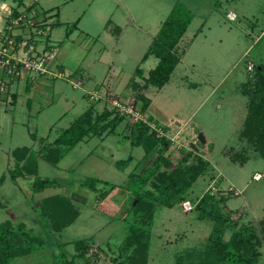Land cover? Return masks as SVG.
I'll use <instances>...</instances> for the list:
<instances>
[{"label": "rangeland", "instance_id": "1", "mask_svg": "<svg viewBox=\"0 0 264 264\" xmlns=\"http://www.w3.org/2000/svg\"><path fill=\"white\" fill-rule=\"evenodd\" d=\"M175 1L41 0L40 5L58 11L52 19V37L60 50L52 65L63 76L29 77L16 86L12 103L0 102V175H6L0 181V221L25 222L47 242L42 249L14 257L12 264H66L65 259L75 254L73 240L89 236L94 237L91 252L97 253L82 264H117L123 258L119 245L128 233L133 196L128 172L145 152L125 136L133 115H127L116 132L80 141L57 164L40 154L35 173L29 169L32 163L20 166L23 160L15 149L29 145L40 151L91 105L100 112L110 108L123 114L113 100L127 98L141 107L131 75L151 98L144 115L175 137L165 154L177 161L182 150L190 148L212 163L194 181L187 198L197 200L209 188L229 194L224 208L232 209L238 223L235 228L240 227L244 237L257 230L263 239L260 264H264V157L241 134L250 99L244 89L255 67H264V0H182L194 17L179 41L181 60L162 87L144 85L145 78L135 69L140 66L147 76L157 64L154 54L145 61L142 57ZM229 12H236L237 17L230 19ZM78 18L77 28L67 35ZM35 82L29 93L27 85L32 83V89ZM96 89L101 97L91 98L90 92ZM200 133L205 142L199 140ZM131 153L134 159L127 168L115 164ZM145 163L137 169L142 170ZM256 171L263 174L261 179H254ZM36 175L56 178L59 185L35 191ZM89 176L109 181L100 182V187L117 184L105 198L109 202H99L98 192L83 184ZM231 186L240 193L230 190ZM148 188L152 189L151 183ZM56 193L71 197L80 210L62 231L53 230L40 206L42 197ZM213 223L199 218L196 208L185 211L181 202L172 207L158 205L148 264H192V260L207 264L206 242ZM231 234L232 229H227L225 237Z\"/></svg>", "mask_w": 264, "mask_h": 264}, {"label": "trees", "instance_id": "2", "mask_svg": "<svg viewBox=\"0 0 264 264\" xmlns=\"http://www.w3.org/2000/svg\"><path fill=\"white\" fill-rule=\"evenodd\" d=\"M193 17V11L184 1H175L142 57L144 61L154 54L158 57L157 64L149 69L147 76L140 66L135 69L137 75L145 78L144 85L151 83L162 87L169 81L172 72L181 60V54L178 52L179 41ZM79 21L80 18L71 24L67 35L77 28ZM56 23L58 24L59 20ZM255 70L248 87L244 89V93L248 94L250 99L241 134L254 144L255 149L264 157V67L259 66L257 69L255 67ZM130 81L132 87L138 91L137 98L141 101V109L145 112L151 103V98L141 89V84L134 75L130 77ZM14 96L16 97V94ZM125 119H128L126 114L115 112L114 109L104 108L100 112L94 105H91L69 126L61 130L51 144L43 146V150H33L28 145L17 147L15 152L18 159L23 160L20 166L28 167L32 163L29 169L35 173L38 165L37 158L40 154L52 164H57L80 141L94 135L103 136L116 132L119 124ZM128 125L129 133L125 136L130 140L131 145L142 146L145 152L136 166L128 173V186L133 191L132 211L130 218L125 215V218L129 220L128 233L119 245V255L124 256L122 259H117V264H148L151 230L158 205L172 207L177 202L182 203L187 198V192L194 181L204 174L212 163L202 153L190 148L182 150V157L174 161L165 154L172 143L170 138L159 136L143 120H137ZM32 136L36 138L37 135L33 132ZM133 159L134 155L131 153L126 158L116 160L115 164L119 168H125ZM145 162L147 165L142 170H138L137 167ZM11 176L16 178V173H12ZM5 178L4 173L0 175L1 182ZM100 182L109 183L95 176H89L83 181L84 185L98 192L99 202L105 200L109 193L117 187L115 183L110 184L109 188L100 187ZM149 183L152 189L148 188ZM53 185H59L56 178L37 175L32 182L35 191ZM228 196L229 194L225 192L215 193L212 188H209L197 200H194V208L198 210V217L211 219L214 222L206 242L208 253L206 263L260 264L262 255L260 247L263 239L254 228L245 237L240 227L235 228L238 227V223L232 218V209L224 208ZM40 206L41 212L50 219V226L55 231H62L80 214L72 198L60 193L42 197ZM230 228L232 234L226 238L225 232ZM261 229L264 232V219ZM46 242L43 234L35 232L25 222H14L11 219L0 221V264H12L14 257L42 249ZM73 243L75 254L72 258L65 259L66 264H82L90 259V254L97 253L91 252L94 244L93 236L75 239Z\"/></svg>", "mask_w": 264, "mask_h": 264}, {"label": "built area", "instance_id": "3", "mask_svg": "<svg viewBox=\"0 0 264 264\" xmlns=\"http://www.w3.org/2000/svg\"><path fill=\"white\" fill-rule=\"evenodd\" d=\"M41 0H24L22 3L4 6V14H0V102L12 103L17 85L29 77L53 75L62 77L61 71L53 68V61L59 54V45L52 37L54 27L53 12L45 11L40 5ZM228 17L235 19L236 12H229ZM253 70L254 64L248 65ZM76 84V83H75ZM91 98L101 97L96 89L90 92ZM113 104L123 114L133 115L134 120H143L157 132L159 136H167L175 140L155 119L146 117L141 107L129 99H114ZM128 113V114H127ZM254 179H261L263 174L256 171ZM240 193L234 186L230 190ZM185 211L192 210L195 202L186 198L182 201Z\"/></svg>", "mask_w": 264, "mask_h": 264}, {"label": "crops", "instance_id": "4", "mask_svg": "<svg viewBox=\"0 0 264 264\" xmlns=\"http://www.w3.org/2000/svg\"><path fill=\"white\" fill-rule=\"evenodd\" d=\"M24 0H1V2H0V14L2 15V14H4V12H5V9H4V6H8V5H15V4H17V3H22ZM40 3H41V1H40ZM41 7L42 8H44V10L45 11H51V12H53V14L54 15H56V11L54 10V8L53 7H44V6H42L41 5ZM166 18V17H165ZM55 27V26H54ZM53 27V28H54ZM148 59V58H147ZM145 61V60H144ZM59 62H62V60L61 59H59ZM132 76V75H131ZM36 84L33 86V88L31 89V85H33L32 83L31 84H28L29 85V89L27 90V87H26V90L30 93L32 90H34V87L37 85V82H35ZM27 85V86H28ZM146 93V92H145ZM37 94L35 93V96H36ZM29 98H33V100L35 101V97L34 96H30ZM36 139V138H35ZM29 146V145H28ZM117 160V159H116ZM115 160V161H116ZM128 167V166H127ZM127 167H125V168H127ZM125 168H123V169H125ZM131 171V170H130ZM129 171V172H130ZM128 172V173H129ZM106 200V199H105ZM104 200V201H105ZM105 202H109L108 200H106ZM28 226V225H27ZM29 228H32V227H29ZM33 229V228H32ZM34 230V229H33ZM35 231V230H34ZM36 232V231H35ZM38 233V232H37ZM41 234V233H40ZM34 252V251H33ZM33 252H31V253H33ZM31 253H28V254H31ZM28 254H24V255H28ZM19 256H22V255H19ZM193 261V260H192ZM193 263V262H192Z\"/></svg>", "mask_w": 264, "mask_h": 264}, {"label": "water", "instance_id": "5", "mask_svg": "<svg viewBox=\"0 0 264 264\" xmlns=\"http://www.w3.org/2000/svg\"><path fill=\"white\" fill-rule=\"evenodd\" d=\"M199 140H202L203 142H205V136L203 135V133H200L198 136Z\"/></svg>", "mask_w": 264, "mask_h": 264}]
</instances>
